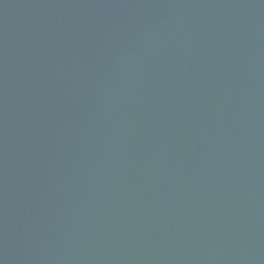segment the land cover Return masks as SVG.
I'll return each mask as SVG.
<instances>
[{
  "label": "water",
  "instance_id": "water-1",
  "mask_svg": "<svg viewBox=\"0 0 264 264\" xmlns=\"http://www.w3.org/2000/svg\"><path fill=\"white\" fill-rule=\"evenodd\" d=\"M0 264H264V0H0Z\"/></svg>",
  "mask_w": 264,
  "mask_h": 264
}]
</instances>
